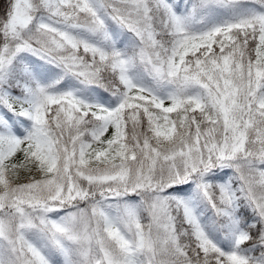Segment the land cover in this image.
<instances>
[{"label": "snow or ice", "instance_id": "1", "mask_svg": "<svg viewBox=\"0 0 264 264\" xmlns=\"http://www.w3.org/2000/svg\"><path fill=\"white\" fill-rule=\"evenodd\" d=\"M0 264H264V0H0Z\"/></svg>", "mask_w": 264, "mask_h": 264}]
</instances>
